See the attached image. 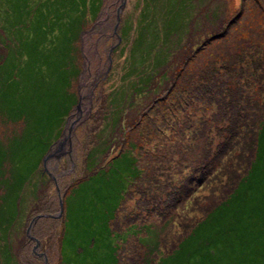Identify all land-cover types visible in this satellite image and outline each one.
<instances>
[{"label":"rangeland","instance_id":"rangeland-1","mask_svg":"<svg viewBox=\"0 0 264 264\" xmlns=\"http://www.w3.org/2000/svg\"><path fill=\"white\" fill-rule=\"evenodd\" d=\"M122 3L0 0V151L29 140L0 163V197L4 170L22 178L0 264H158L255 156L264 0ZM122 152L137 157V177L110 164ZM100 169L118 181L111 193L128 185L110 236L107 208L121 199L100 197ZM77 214L87 215L78 235Z\"/></svg>","mask_w":264,"mask_h":264},{"label":"trees","instance_id":"trees-1","mask_svg":"<svg viewBox=\"0 0 264 264\" xmlns=\"http://www.w3.org/2000/svg\"><path fill=\"white\" fill-rule=\"evenodd\" d=\"M79 75L80 71L78 76ZM73 96L71 97L70 105L66 103V116L76 104L73 102L74 99L72 100ZM1 101L3 100L1 99ZM41 118L42 116H39V119ZM40 122H42V119L39 123ZM113 123H115V121L111 124ZM259 125L260 128L256 136V152L254 158L249 163V167L246 170L247 173L243 175L238 183L229 191L227 197L217 204L191 229L183 241L173 250L172 254L161 257L158 264H264V117ZM25 131L26 130H24V132ZM23 135L24 134H22V138L12 140L7 146L3 144L0 151V163L2 165L9 155H13L15 152L18 153L27 146L29 140L23 138ZM39 142L40 139L32 146L38 147ZM51 144L52 143H46L42 149L38 151V156L41 155L43 158ZM137 162L138 159L133 155V152H122L118 157H115L110 164L115 165L119 163L122 167H127V170H130V172L137 177V175L140 174ZM39 164L40 163L36 165L37 170ZM111 168L109 167L108 170L111 171ZM101 170L102 169L97 171V177L91 176L100 184L97 189L98 194L100 193V197L106 199L115 192H118L121 199L117 204L107 208V210L112 208L108 213L109 220L106 222V227L110 236V231L112 230L110 223L117 216V209L121 201L124 200V193L127 191L128 185L125 191L122 190L121 192V190H118L111 193L109 191V186H115L118 181H112V179L109 178L110 176L103 175L100 177L99 173ZM4 171L3 181L6 180L9 186L6 188V192L0 197V228L5 227L8 229L7 225L2 224L4 222V217L5 219H10L11 216L8 217L7 215H15L16 209L14 208L15 205H13L14 210L9 211L5 205L9 199L12 197L14 199L16 190L21 185L22 178L18 174L19 172L14 173L10 171L11 174L6 176L8 169ZM117 171H119V168ZM14 174H17V177L14 176ZM130 175L132 178L135 177L132 174ZM127 181H129V178ZM80 186L81 185H79V188H81ZM103 189L106 190V192L102 191ZM73 194L74 191L69 195V198ZM17 195L18 194H16V196ZM18 197L21 199V195H18L17 198ZM13 199H11L10 203ZM67 203L68 200H66V205ZM72 203L75 206L76 204L80 206L82 201L74 200ZM79 206L74 208L78 210L80 208ZM77 216L78 217L74 218L75 227L79 228L81 220L85 219L87 215L82 214L80 216L77 214ZM79 231L80 228L76 230L77 235ZM115 235L121 237L119 234ZM111 250L112 255L117 253L116 248L113 249L111 247ZM86 257L88 259L90 256ZM112 258L114 259L113 264H118L119 258L117 255L112 256ZM2 261L7 264L3 256Z\"/></svg>","mask_w":264,"mask_h":264},{"label":"water","instance_id":"water-1","mask_svg":"<svg viewBox=\"0 0 264 264\" xmlns=\"http://www.w3.org/2000/svg\"><path fill=\"white\" fill-rule=\"evenodd\" d=\"M123 1V3H122V5H120V7H119V10L124 6V4H125V1L126 0H122ZM51 150V149H50ZM50 152V151H49ZM48 152V154L45 156V158H44V162L46 161V159L50 156V153Z\"/></svg>","mask_w":264,"mask_h":264},{"label":"crops","instance_id":"crops-1","mask_svg":"<svg viewBox=\"0 0 264 264\" xmlns=\"http://www.w3.org/2000/svg\"><path fill=\"white\" fill-rule=\"evenodd\" d=\"M116 232H117V231H116ZM116 234H119V235H120L121 233L118 232V233H116ZM120 236H121V235H120Z\"/></svg>","mask_w":264,"mask_h":264},{"label":"bare ground","instance_id":"bare-ground-1","mask_svg":"<svg viewBox=\"0 0 264 264\" xmlns=\"http://www.w3.org/2000/svg\"><path fill=\"white\" fill-rule=\"evenodd\" d=\"M80 70V69H79ZM80 73H81V70H80ZM57 152H58V150H57Z\"/></svg>","mask_w":264,"mask_h":264}]
</instances>
